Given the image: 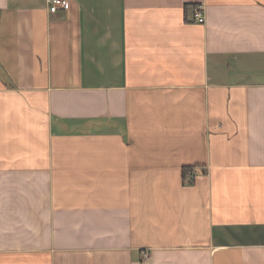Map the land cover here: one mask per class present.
<instances>
[{
	"label": "crops",
	"instance_id": "1",
	"mask_svg": "<svg viewBox=\"0 0 264 264\" xmlns=\"http://www.w3.org/2000/svg\"><path fill=\"white\" fill-rule=\"evenodd\" d=\"M0 264H264V0H0Z\"/></svg>",
	"mask_w": 264,
	"mask_h": 264
},
{
	"label": "built area",
	"instance_id": "2",
	"mask_svg": "<svg viewBox=\"0 0 264 264\" xmlns=\"http://www.w3.org/2000/svg\"><path fill=\"white\" fill-rule=\"evenodd\" d=\"M48 4V10L51 13H55L58 10H66L68 7V0H47ZM202 7L196 6L195 13H194V20L198 23H204L205 22V16L201 10Z\"/></svg>",
	"mask_w": 264,
	"mask_h": 264
},
{
	"label": "trees",
	"instance_id": "3",
	"mask_svg": "<svg viewBox=\"0 0 264 264\" xmlns=\"http://www.w3.org/2000/svg\"><path fill=\"white\" fill-rule=\"evenodd\" d=\"M191 169H189V168H187V169H185L184 170V178H186V176H187V174H189V171H190Z\"/></svg>",
	"mask_w": 264,
	"mask_h": 264
}]
</instances>
